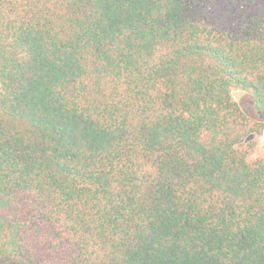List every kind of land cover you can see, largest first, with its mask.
<instances>
[{
  "label": "trees",
  "instance_id": "16d2710c",
  "mask_svg": "<svg viewBox=\"0 0 264 264\" xmlns=\"http://www.w3.org/2000/svg\"><path fill=\"white\" fill-rule=\"evenodd\" d=\"M234 90L264 0H0V264H264Z\"/></svg>",
  "mask_w": 264,
  "mask_h": 264
},
{
  "label": "rangeland",
  "instance_id": "374dc122",
  "mask_svg": "<svg viewBox=\"0 0 264 264\" xmlns=\"http://www.w3.org/2000/svg\"><path fill=\"white\" fill-rule=\"evenodd\" d=\"M233 97L253 120L264 122L263 113L257 109L255 99L251 93L243 90H234ZM252 104H254V106ZM255 142L256 148L254 153L251 155L252 160L260 158L264 155V134L256 137Z\"/></svg>",
  "mask_w": 264,
  "mask_h": 264
},
{
  "label": "water",
  "instance_id": "95a60500",
  "mask_svg": "<svg viewBox=\"0 0 264 264\" xmlns=\"http://www.w3.org/2000/svg\"><path fill=\"white\" fill-rule=\"evenodd\" d=\"M263 118H264V114H263ZM253 139H255V136H251V137L249 138V141H251V140H253Z\"/></svg>",
  "mask_w": 264,
  "mask_h": 264
},
{
  "label": "flooded vegetation",
  "instance_id": "af4514ba",
  "mask_svg": "<svg viewBox=\"0 0 264 264\" xmlns=\"http://www.w3.org/2000/svg\"><path fill=\"white\" fill-rule=\"evenodd\" d=\"M254 106V104H252Z\"/></svg>",
  "mask_w": 264,
  "mask_h": 264
}]
</instances>
